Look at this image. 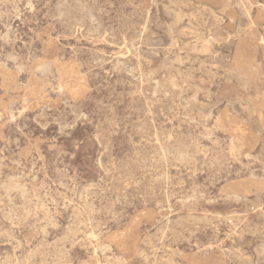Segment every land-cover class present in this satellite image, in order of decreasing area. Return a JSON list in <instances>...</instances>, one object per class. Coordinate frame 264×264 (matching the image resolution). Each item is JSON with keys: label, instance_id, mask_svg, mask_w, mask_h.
Masks as SVG:
<instances>
[{"label": "rangeland", "instance_id": "rangeland-1", "mask_svg": "<svg viewBox=\"0 0 264 264\" xmlns=\"http://www.w3.org/2000/svg\"><path fill=\"white\" fill-rule=\"evenodd\" d=\"M0 264H264V0H0Z\"/></svg>", "mask_w": 264, "mask_h": 264}]
</instances>
